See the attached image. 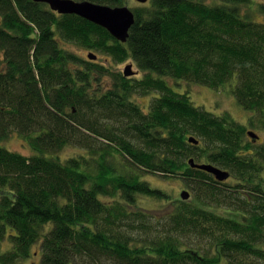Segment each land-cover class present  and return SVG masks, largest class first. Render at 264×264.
I'll use <instances>...</instances> for the list:
<instances>
[{
	"label": "trees",
	"instance_id": "obj_1",
	"mask_svg": "<svg viewBox=\"0 0 264 264\" xmlns=\"http://www.w3.org/2000/svg\"><path fill=\"white\" fill-rule=\"evenodd\" d=\"M133 11L121 42L46 3L0 0V140L16 131L34 152L0 146V243L9 233L12 244L0 264H25L38 243L40 264H264V145L243 146L245 125L169 84L222 90L234 81L249 125L264 129V23L201 0ZM67 43L111 59L87 60ZM111 60L140 72L126 76ZM69 146L83 152L62 160ZM191 155L237 180L188 167ZM181 173L189 200L143 179ZM140 197L167 203L154 210Z\"/></svg>",
	"mask_w": 264,
	"mask_h": 264
},
{
	"label": "rangeland",
	"instance_id": "obj_2",
	"mask_svg": "<svg viewBox=\"0 0 264 264\" xmlns=\"http://www.w3.org/2000/svg\"><path fill=\"white\" fill-rule=\"evenodd\" d=\"M151 1V0H149ZM205 3L212 4V5H224L227 8L234 10L240 15L242 18H245L247 20H250L251 22H261L264 23V0H202ZM130 7H141L145 6L144 4H141L137 0H129L127 3ZM63 45V44H62ZM64 47L70 49L71 51L75 52L79 56L90 60L88 57V54L90 51L87 48L78 46L73 43H67L63 45ZM97 61L98 62H106L108 58L111 59V57H107L101 53H98ZM93 52V53H94ZM112 67L116 71H121L123 73L126 63H129L128 61L126 63H114L112 60ZM133 70L139 71L137 66L134 65ZM140 72V71H139ZM138 72V73H139ZM142 74V73H141ZM170 82H175L171 80ZM190 97L192 99V102L196 106L203 107L204 109L208 110L209 112H213L216 115H221L222 112H228L230 116L235 119V121L240 122L243 125L249 126V130L256 131L262 136L263 144H264V130L259 128H252L249 125V116L250 111L243 108L238 101L236 100V97L229 91V90H223L221 92V89L219 90V93L216 90H212V88L205 86V85H195L194 90L190 91ZM136 98V102L138 105H142L143 107H146L149 104V96L144 97L143 95H134ZM146 109V108H145ZM250 140V138L247 136L245 138V141L247 142ZM252 144H255L254 142ZM258 144V143H256ZM0 146H3L10 150L18 151L19 153H22L25 155H31L34 152L30 148L27 140L23 138L21 134H19L16 131L11 132L6 138L0 140ZM78 153H82V150H79L76 147L69 146L61 152H59V155L62 157L61 159L64 160V158L76 155ZM144 179H147L151 186L154 188H161L162 190H165L166 193H168L172 198L173 201L175 199L181 198L180 196V190L185 188L187 191L190 192V197L193 195V190L191 187L188 186L187 180H183L184 182H181L179 178H173L168 176H162L159 174H145ZM184 179V178H183ZM232 180H228L225 184L228 185V183H231ZM148 200L143 199V197H140L141 204L143 207H147L150 209H163L164 205L167 203L165 202L162 204L160 201L152 198H147ZM190 198L186 199L189 200ZM145 207V208H146ZM155 212V211H154ZM12 244L9 238V233H7V236L5 240H3L0 243V251L4 252L9 250L11 248ZM40 243H38L35 247H33L32 255L30 259L28 258L25 260V264H40V257H41V251H40Z\"/></svg>",
	"mask_w": 264,
	"mask_h": 264
},
{
	"label": "water",
	"instance_id": "obj_3",
	"mask_svg": "<svg viewBox=\"0 0 264 264\" xmlns=\"http://www.w3.org/2000/svg\"><path fill=\"white\" fill-rule=\"evenodd\" d=\"M38 3H46L53 11L60 14H75L85 18L97 25H100L108 30L113 37L125 42L127 40L129 29L135 22V15L127 5L110 6L99 3H94L87 0H33ZM139 2H146L147 0H137ZM90 60H96L97 55L88 53ZM132 64L125 66V75H132L134 73ZM253 138L257 137L252 131L248 132ZM193 144L198 143L195 137L189 138ZM189 166L192 168H199L208 173H211L219 181H226L229 178V172L213 165L211 162L199 163L194 158L189 160ZM190 192L184 190L181 192L182 199L186 200L190 197Z\"/></svg>",
	"mask_w": 264,
	"mask_h": 264
},
{
	"label": "bare ground",
	"instance_id": "obj_4",
	"mask_svg": "<svg viewBox=\"0 0 264 264\" xmlns=\"http://www.w3.org/2000/svg\"><path fill=\"white\" fill-rule=\"evenodd\" d=\"M202 1V0H201ZM139 2V1H138ZM141 4H148V3H150V1L149 0H147L146 2H140ZM128 6V5H127ZM129 8L132 10V12H133V14L135 15V13H134V11H133V8L134 7H130L129 6ZM90 51V50H89ZM93 53V51H90L89 53ZM88 54V53H87ZM93 54H95V55H97L95 52L93 53ZM97 58H98V55H97ZM126 63V62H125ZM132 64L133 66H132V69H133V67H134V63L133 62H129V63H126V65L127 64ZM125 65V66H126ZM124 70H125V68H124ZM134 71V73L132 74L133 76L134 75H137L138 74V72L140 71H135V70H133ZM123 73H124V75H125V71H123ZM132 75H128V76H132ZM127 76V75H126ZM171 80H173V81H175V82H170ZM169 84L172 86V88L175 90V91H177V92H179V93H182V94H184V93H189V95H190V91H192V90H194V86L195 85H198V86H200L199 84H196V83H193V82H191V81H185V80H178V79H170L169 80ZM234 84H235V82L233 81L230 85H228L225 89H222L221 90V92H223V90L225 91V90H229L230 91V89H231V87L232 86H234ZM218 93H219V90H216ZM231 92V91H230ZM191 96V95H190ZM243 107V106H242ZM244 108V107H243ZM146 113H147V111H148V109L146 108L145 110H144ZM222 113H224V112H222ZM222 113H220V114H222ZM246 126V125H245ZM247 128H246V132H245V135L243 136V146H253V147H257V146H263L264 144H263V141H261L262 140V136L259 134V133H257L256 131H253V130H249L248 128H249V126H246ZM251 127V126H250ZM253 128V127H252ZM262 130H264V129H262ZM250 131H252V132H254L255 134H256V136L257 137H255V138H253V137H251L250 135H249V133L248 132H250ZM247 136L250 138V140H248L247 142L245 141V138H247ZM190 137H195L197 140H198V143L200 142V140L195 136V135H191V134H188V139H187V142L189 143V144H191V145H195V146H197V145H199L198 143H196V144H193V142H190L189 141V138ZM2 140V139H1ZM255 143V144H252V143ZM256 143H258V144H256ZM245 149H243L242 151H244ZM192 158H194L195 159V157L193 156V155H191V156H188L187 157V159H186V163H187V166L188 167H190V168H192L191 166H189L190 164H189V160L190 159H192ZM196 160V159H195ZM203 161H197V162H199V163H206L207 161H206V159H202ZM210 163V162H209ZM144 169V172H147L148 171V169L149 168H143ZM192 169H196V170H201V169H199V168H192ZM226 171H228L229 173H230V171L229 170H227V169H225ZM201 171H204V170H201ZM181 175H182V173L180 174V175H176V176H168V177H175V178H179V180L181 181V182H184L183 180H185V178L183 179L182 177H181ZM164 176H166V175H164ZM145 177H143V179H144ZM229 179L230 180H237V179H234L232 176H231V173L229 174ZM145 180H147V179H145ZM187 180V179H186ZM185 180V181H186ZM188 181V180H187ZM240 181V180H239ZM241 182V181H240ZM155 188V187H154ZM153 188V189H154ZM157 188H159V187H157ZM237 202V201H236ZM236 202H235V204L234 205H229V207L230 208H228V209H236V208H234V207H238V206H236ZM237 209H240V208H237Z\"/></svg>",
	"mask_w": 264,
	"mask_h": 264
},
{
	"label": "flooded vegetation",
	"instance_id": "obj_5",
	"mask_svg": "<svg viewBox=\"0 0 264 264\" xmlns=\"http://www.w3.org/2000/svg\"><path fill=\"white\" fill-rule=\"evenodd\" d=\"M217 180V179H216ZM217 181H219V180H217ZM227 181V180H226ZM226 181H224V182H226ZM220 183H224V182H221V181H219ZM184 190H186L185 188H183L182 190H180L179 192H180V195H181V192L182 191H184ZM188 190V189H187Z\"/></svg>",
	"mask_w": 264,
	"mask_h": 264
},
{
	"label": "clouds",
	"instance_id": "obj_6",
	"mask_svg": "<svg viewBox=\"0 0 264 264\" xmlns=\"http://www.w3.org/2000/svg\"><path fill=\"white\" fill-rule=\"evenodd\" d=\"M221 182H224V181H221ZM227 182V181H226ZM226 182H224V183H226Z\"/></svg>",
	"mask_w": 264,
	"mask_h": 264
}]
</instances>
